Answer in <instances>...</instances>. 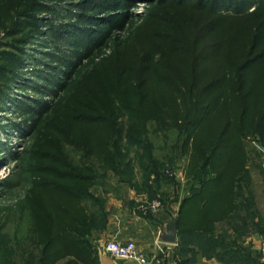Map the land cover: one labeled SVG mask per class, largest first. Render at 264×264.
Here are the masks:
<instances>
[{"label":"rangeland","instance_id":"374dc122","mask_svg":"<svg viewBox=\"0 0 264 264\" xmlns=\"http://www.w3.org/2000/svg\"><path fill=\"white\" fill-rule=\"evenodd\" d=\"M196 73L203 75L202 84L210 82L215 111L197 133L163 128L153 104L170 90L160 83L187 81ZM232 83L245 89L231 93ZM143 95L146 106L151 104L146 114L154 156L180 162L187 134L198 142L203 130L210 132L218 122L210 138L224 130L242 146L247 187L264 215V0H0V255H9L5 260L14 254L22 264L68 224L75 206H98L94 198L73 199L86 184L80 180L92 176L90 167L102 166L101 138L114 140L113 122L128 134L131 117L124 108ZM126 144L134 169L129 166L125 176L136 175L137 181L131 180L142 189L146 153ZM88 184L97 200L119 193L118 176ZM244 227L249 235L254 224ZM246 241V252L239 259L226 255V264H264L256 240Z\"/></svg>","mask_w":264,"mask_h":264},{"label":"trees","instance_id":"16d2710c","mask_svg":"<svg viewBox=\"0 0 264 264\" xmlns=\"http://www.w3.org/2000/svg\"><path fill=\"white\" fill-rule=\"evenodd\" d=\"M202 77V74L196 73L195 76L187 81L181 79L177 81L170 80L168 83H160L161 86L168 87L170 90L167 94L162 93V95L156 96V100L158 101L153 104L158 112L160 111L158 122L162 124L163 128L166 126L167 128L176 130L180 129L181 132L192 129L193 132L197 133L201 126L205 125L209 119V115L216 109V107H213L216 99L208 98L211 84L206 81L202 84ZM178 81H181V84ZM247 83L251 86L249 81ZM247 83L245 82L243 85ZM227 84H229V79L226 80ZM239 86L232 83L228 91L232 93L233 91L240 92L245 89V86L242 89ZM252 89L250 87L247 93H250ZM147 97L143 95L124 108L131 117L126 123L129 125L126 132L128 134L123 135L125 133L124 125L119 124L117 121L113 122L116 125H113L115 127L110 132L114 140L109 141L101 138V141L104 139L101 142L104 149L102 151L99 150L101 156L98 159L101 160L102 166L90 167L89 170L92 172V176L80 180L86 184L82 188L83 192L73 199L85 201L89 197L94 198L99 203L98 206L91 207L86 203L83 205L79 204L77 208L75 206L72 213H77L72 214V218L68 220V224L62 226V230L53 232L52 236L47 238L45 246L37 250L32 256L29 255L24 262L21 260L22 264H57L58 261L67 257H72L75 261L72 260L70 264H77V261H81L84 264L96 263L91 237L95 231L102 230L105 227L107 211L104 204L106 205L107 198H99L97 200L90 195L92 184L88 183L91 181H97L105 176H118L119 183H129L140 191L150 193V199H157L156 190L159 180L162 178L164 171L172 167L177 160L172 156L167 161L161 162L158 157L154 156L151 142L148 140L149 131L147 122L150 118L146 112H150L148 107L151 104L148 107L146 106L148 104L146 102ZM209 123L211 125L212 122ZM214 123L210 127V132L203 130L201 136L203 140L194 142V135L192 133L187 134L182 144L181 155L185 156L188 154L191 156L189 174L194 184L198 186L184 202V205H190V209L186 212L187 215L184 216L187 229L183 230L184 242L188 243L193 238V234L191 233L193 231L190 230V222L188 220L198 209L203 214L204 220H207L209 217L212 218L210 221H204L207 227L203 230L202 237H205L206 234L216 233V229H214L215 223L224 220L230 222V227L235 228L236 231L239 229L238 231L242 235L245 232L244 225L249 221L254 224L253 219L255 213H257L256 208L252 205L253 192L247 187L250 184L247 177L249 170L246 169V157L244 156L242 146L239 142L234 144L230 135L226 133L225 136L224 130L211 139L210 135L218 132V129L215 128L218 122ZM126 138L127 140H125ZM127 142L132 145L141 146L142 148L140 149H144L145 156L148 159L147 167L143 172L146 186L142 189L138 188L136 183L132 181V178H135L137 181L136 175L130 179H128L129 176H125L126 169L132 166L133 163L127 153ZM106 148L110 150H106ZM99 171H102L103 174H99ZM203 204L206 206L202 209L201 206ZM70 214L71 211L69 213L68 210L66 215ZM261 230L264 231V227ZM201 236H199V241L205 240ZM232 240V237L228 234L218 235V237L213 234L208 239V242L216 249L226 248V255L239 259V255L235 254L234 250V247L238 246L237 240ZM13 252L16 253V250H13ZM7 256L9 257V255L4 253L0 255V263L17 264L14 254L10 260H5Z\"/></svg>","mask_w":264,"mask_h":264},{"label":"crops","instance_id":"0c3cea01","mask_svg":"<svg viewBox=\"0 0 264 264\" xmlns=\"http://www.w3.org/2000/svg\"><path fill=\"white\" fill-rule=\"evenodd\" d=\"M190 157L188 154L185 155L184 159L164 171L156 190L157 198L161 200L163 207L157 213L144 215L138 209L140 202L150 199L151 194L140 191L129 183H119L118 194L109 193L106 201L105 227L95 231L91 237L96 264H140L134 260L115 259L107 254L104 246L109 240L134 241L153 257L156 256V242L161 240L168 247L165 260L170 264H226V248L216 249L208 242L213 234L216 237L228 234L232 237V241L237 240L238 246L234 247V250L238 255L246 252L243 245H246L247 238L256 240L259 244L256 248L264 262L260 252V244L264 240V231L261 230L264 227V215L258 210L259 205L254 194L252 205L257 213L253 219V231L249 235L246 232L241 235L239 229L236 231L235 228L230 227V222L224 220L215 223L216 233L202 237L201 234L207 227L204 221H210L212 218L204 220L203 214L198 209L188 220L190 230L193 231L192 241L184 242L183 230L187 229L184 216L190 209V205H184V202L192 195L194 189L198 188L189 174ZM246 169L249 168L246 166ZM205 206L203 204L202 209ZM199 236L205 240L199 241ZM241 239L243 243L240 242ZM72 260V257L63 258L57 264H70ZM76 263L81 264V261Z\"/></svg>","mask_w":264,"mask_h":264},{"label":"built area","instance_id":"2783aa9c","mask_svg":"<svg viewBox=\"0 0 264 264\" xmlns=\"http://www.w3.org/2000/svg\"><path fill=\"white\" fill-rule=\"evenodd\" d=\"M256 146L258 144L254 141ZM259 147V146H258ZM262 152L264 153V149ZM163 203L161 200L157 199H147L140 202L138 209L144 215H151L157 213L162 209ZM104 251L115 259H124V260H134L140 264H170L165 260L167 256L168 247L161 240L156 242V256H150L146 251H144L136 242L134 241H118V240H109L104 246ZM260 252L264 260V241L260 244Z\"/></svg>","mask_w":264,"mask_h":264}]
</instances>
